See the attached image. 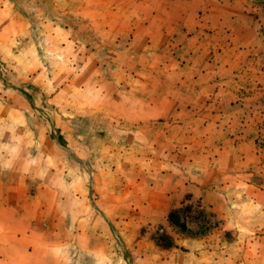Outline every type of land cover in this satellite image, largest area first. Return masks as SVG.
<instances>
[{"label": "rangeland", "instance_id": "1", "mask_svg": "<svg viewBox=\"0 0 264 264\" xmlns=\"http://www.w3.org/2000/svg\"><path fill=\"white\" fill-rule=\"evenodd\" d=\"M0 264H264V0H0Z\"/></svg>", "mask_w": 264, "mask_h": 264}, {"label": "trees", "instance_id": "2", "mask_svg": "<svg viewBox=\"0 0 264 264\" xmlns=\"http://www.w3.org/2000/svg\"><path fill=\"white\" fill-rule=\"evenodd\" d=\"M178 213V210H174V211H171L170 213H169V220L171 221V222H173V223H178L177 221H176V219H175V214H177Z\"/></svg>", "mask_w": 264, "mask_h": 264}]
</instances>
